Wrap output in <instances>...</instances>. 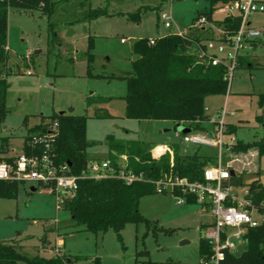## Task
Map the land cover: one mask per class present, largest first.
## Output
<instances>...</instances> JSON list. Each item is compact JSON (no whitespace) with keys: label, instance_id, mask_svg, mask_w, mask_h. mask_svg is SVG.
I'll return each mask as SVG.
<instances>
[{"label":"rangeland","instance_id":"rangeland-1","mask_svg":"<svg viewBox=\"0 0 264 264\" xmlns=\"http://www.w3.org/2000/svg\"><path fill=\"white\" fill-rule=\"evenodd\" d=\"M53 1L50 18L40 10L9 9L8 56L6 68L0 66V78L5 77L7 84V114L0 125V138H7L21 151L28 135L25 117L33 126L41 116L67 113L88 118L89 160L108 158L110 135L122 141H146L155 158L160 156L159 145H168L171 150L178 145L183 155L197 152L217 157V148L185 143L182 125L127 119V87L121 79L133 71L137 40L187 31L198 14L210 12L208 1ZM104 7H108L109 15L88 18L91 9ZM166 14L175 23L172 29L164 27L162 15ZM134 15L139 16L137 21ZM214 17H220L218 7ZM252 21L255 25L264 23V16H254ZM213 31L212 37H218L217 30ZM228 52L231 50L227 48L218 56L224 58ZM239 55L247 56L249 63L233 71L227 94L205 99V114L210 119L203 127L204 132L212 133L211 121L223 120L225 147L234 149L237 142L251 146L245 152L225 151L223 156L230 170L237 175L243 173L242 186L230 185V193L242 199L254 181L264 185V155L258 157L254 147L264 136V37L240 50ZM92 97L109 101L88 106L87 100ZM97 108L111 117L96 118ZM229 127L233 133L227 134ZM193 131L186 127V134ZM32 187L20 183L15 199H0V243L19 242L27 258L52 259L60 251L70 259L69 264H94L95 259L100 264H198L204 225L213 221L198 204L178 205L171 190L152 193L139 202V212L150 227L127 224L121 231V243L113 230L94 234L75 226L69 212L58 210L55 195L33 192ZM239 246L235 256L244 251L245 246ZM17 264L28 263L20 260Z\"/></svg>","mask_w":264,"mask_h":264},{"label":"trees","instance_id":"trees-1","mask_svg":"<svg viewBox=\"0 0 264 264\" xmlns=\"http://www.w3.org/2000/svg\"><path fill=\"white\" fill-rule=\"evenodd\" d=\"M84 2L89 0H83ZM106 3L115 0H104ZM117 1V0H116ZM120 1V0H119ZM210 4V12L198 14L194 23L205 16L208 21L220 27L222 40L227 41L237 32L240 19L228 15L214 17L216 7L225 3V0H206ZM162 2V0H161ZM264 2V0H263ZM162 4V3H161ZM10 8L19 11L40 10L49 18L54 11L53 0H0V66L6 68L8 56V12ZM108 7L91 9L88 14L90 20L107 16ZM134 20L139 16L134 15ZM194 25V24H193ZM154 40V45L149 41ZM213 40L207 31L195 29L193 26L186 31V35L179 36L170 33L156 39H140L134 43L133 53L137 59L132 63L133 71L122 77L126 81L127 92L125 117L138 121H170L175 124H187L194 131L203 132V125L209 122L205 114V99L212 95H225L228 91V82L225 79L228 70L225 64L212 66L208 59H199L193 52L197 45L206 50L205 43ZM258 42L252 43L256 45ZM247 56L238 55L237 67L248 64ZM236 67V68H237ZM7 72V70H6ZM88 76L92 77L89 72ZM6 79L0 78V116L1 122L6 117L5 99ZM108 98H89L88 106L108 102ZM262 103V102H261ZM102 109H96V118H110ZM262 122V118H257ZM86 116L67 113L52 114L49 117L41 116L39 123L30 126V118L25 117L24 126L28 131L25 139L24 152L33 154L29 146L32 137L47 132L57 124V134L52 148L53 159L57 166L67 165L69 174L80 176L87 168L89 159L87 150L89 143L86 137ZM233 133L231 127L227 134ZM8 139L0 138V154H6ZM108 158L116 166L122 156L128 161V166L135 173H142L144 180L125 184L121 180L106 178L100 181L81 179L78 181L76 195L72 199H64L59 210L70 213L75 226L84 227L91 233H105L113 230L122 243L121 231L127 224H149L139 212L141 198L156 193L155 182L165 176H178L189 181H202L206 167L216 165V157L181 154L178 145H173L172 156L164 153L153 157L149 143L144 140L122 141L113 135L107 137ZM258 157L264 155V136L254 145ZM251 148L242 142H237L230 150L245 152ZM11 162V159L0 157V162ZM223 163L227 159L223 158ZM232 171V170H231ZM242 174L236 173L229 181L231 186H242ZM20 183L13 180L0 181V199H15ZM248 199L254 206L264 205V185L258 180L247 188ZM179 195L178 192H176ZM187 204H196L194 197L187 196ZM245 247L240 256L227 253L221 264H264V223L257 228H251L244 235ZM23 247L19 242L0 243V264H17L25 260L28 264H69L67 257L58 254L52 259L27 258L23 254ZM211 247L203 238L199 242V256L209 257ZM94 264H100L95 259ZM152 264V263H148ZM170 264V263H168Z\"/></svg>","mask_w":264,"mask_h":264},{"label":"built area","instance_id":"built-area-1","mask_svg":"<svg viewBox=\"0 0 264 264\" xmlns=\"http://www.w3.org/2000/svg\"><path fill=\"white\" fill-rule=\"evenodd\" d=\"M218 14L239 17L240 25L237 32L224 41L221 28L203 16L194 23L193 28L201 29L203 32L208 31L210 34H214L213 30H217L218 37H213V40L205 43L206 50L197 45L193 53L199 59H208L212 66L225 64L228 70L225 79L229 88L240 50L251 47L252 43L264 37V25H254L252 21L254 16H264V2L263 0H225L224 4L218 6ZM162 20L167 29H172L175 25L171 15H162ZM176 34L184 36L186 31H178ZM149 45H154V40H150ZM227 48L231 52H228L224 58L218 56ZM28 74H31L30 71ZM211 122L214 124L212 133L193 131L192 134L182 136L183 141L192 146L218 149L216 165L204 169L202 181L165 176L154 183L158 194H165L171 190L178 205L187 204V196L194 197L196 204L205 208L212 217L213 221L204 228L202 237L210 245L212 253L209 257L201 258L198 264H221L227 253L234 255L240 247L239 244L245 246L244 235L248 229L257 228L264 223V205L254 206L248 199V190L244 191L242 199L230 193L231 170L223 163L224 152L230 151V148L225 147L224 142L225 124L223 120ZM56 130L55 123L52 129L32 137L29 146L33 149V154L22 153L13 157L11 162H0V181L13 180L31 184L35 191L55 195L59 210L64 199L75 197L78 181L81 179L100 181L114 178L127 185L144 180L142 173H135L129 168L125 156L120 158L116 166L109 158L89 160L86 170L80 176L70 175L67 165L57 166L53 159L52 148ZM157 150L160 155L169 153L172 156V150L168 145H159Z\"/></svg>","mask_w":264,"mask_h":264},{"label":"crops","instance_id":"crops-1","mask_svg":"<svg viewBox=\"0 0 264 264\" xmlns=\"http://www.w3.org/2000/svg\"><path fill=\"white\" fill-rule=\"evenodd\" d=\"M254 24V23H253ZM255 25V24H254ZM261 25H264V23H261V24H259L258 26H261ZM2 123V122H1ZM182 124H180V126H181ZM184 128H186V127H188V125L187 124H183L182 125ZM3 128V130H5L6 129V127H2ZM204 132V131H203ZM26 139V138H25ZM25 139H24V142H23V144H22V147H21V151H18L16 148H14V147H12L11 145H10V143L8 142V149H7V151H6V154H4V155H1L0 154V157H5V158H7V159H12L13 157H15V156H17V155H19V154H22V153H25L24 152V147H25ZM201 208H202V210H206L205 208H203L202 206H201ZM207 211V210H206ZM208 225V224H207ZM207 225H204V228L207 226Z\"/></svg>","mask_w":264,"mask_h":264},{"label":"water","instance_id":"water-1","mask_svg":"<svg viewBox=\"0 0 264 264\" xmlns=\"http://www.w3.org/2000/svg\"><path fill=\"white\" fill-rule=\"evenodd\" d=\"M176 126L179 127L180 124H177ZM183 134H186V128L183 129ZM230 174H231V176H233L235 174V172L234 171H231ZM31 191L35 192V189L34 188H31ZM72 219H73V217H72Z\"/></svg>","mask_w":264,"mask_h":264}]
</instances>
